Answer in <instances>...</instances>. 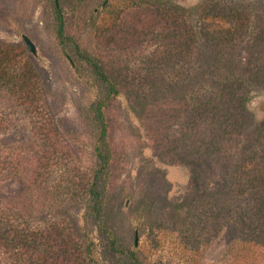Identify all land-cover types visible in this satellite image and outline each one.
I'll use <instances>...</instances> for the list:
<instances>
[{"label": "rangeland", "instance_id": "obj_1", "mask_svg": "<svg viewBox=\"0 0 264 264\" xmlns=\"http://www.w3.org/2000/svg\"><path fill=\"white\" fill-rule=\"evenodd\" d=\"M177 1L180 5L192 6L199 0ZM127 2L58 0L65 19L66 35L92 57L113 56V63L120 70L123 68L121 78L135 81L146 74L145 70H152L153 75L170 81L173 88L175 85L187 87L186 82L192 83L193 80L185 78L179 71L178 66L183 61H179L174 70L164 66V70L153 71L159 59L151 56V52L156 47L162 51L168 45L165 35H153L150 38L156 39L152 43L149 42L151 39L145 42L146 37H134V32L131 37H125V29H135L131 23L133 20L126 22V19L120 20L122 26L117 23L112 28L110 19L120 14L119 10L128 5ZM104 3H109L110 7L105 8ZM245 3L255 11L264 9V0H246ZM52 15L51 0H0V42L19 49L21 58L32 65L27 77L35 93L32 98L20 99L21 94L17 96L15 89L10 93L0 91V160L6 166L0 178V203L4 207L8 199L17 197L23 187L18 179L20 172L16 161L29 159L35 166L33 159L38 147L46 140L33 135L37 126L48 130L47 141L61 148V160L73 166L80 177L84 173L85 180L89 181L97 168L92 151L94 131L88 121L87 108L100 91L92 87L88 72L75 70L69 64L71 60L67 57L73 59L72 52L68 49L62 51L56 43ZM106 22L110 31L101 28ZM21 36L30 40L34 55L27 50ZM124 38L132 41L128 49L121 46ZM240 39L242 42H234L237 50L229 57L231 67L242 74L256 56L258 47L254 46L250 51L246 35ZM157 54L164 53L157 51ZM263 62L261 70H264ZM190 63L199 69L206 64L217 65L215 60L210 61L201 52L197 57L193 55ZM216 88V81L198 80L186 88L184 99L187 102L210 100ZM251 90L247 108L252 120L257 121L264 117V86ZM130 102L119 94L107 109L111 164L99 186L105 231L102 232L89 216L83 215L84 196H75L69 201L71 203L56 212H35L33 216L27 213L22 221L30 226L37 221L46 224L58 221L70 231L78 249L83 245L79 239V229H83L92 244L93 264H264V250L260 247L254 254L245 252V255L243 248L237 259L231 255L235 242L239 243L238 236L232 231L236 222L233 217L226 219V224L220 227L213 224L215 210L211 206V197L215 190H227L228 180L233 178L232 169L242 164L238 158L242 157L239 153L245 148L240 152L239 148L245 142L240 146L233 145L228 155L192 160L193 155L183 156L179 149V140H184L180 138L184 137L186 129L181 112L173 113L175 99L172 101L164 96L156 110L151 107L153 120L158 112L172 111L173 116L164 128L154 121L148 126L142 120L144 117L138 118L129 109ZM188 164L190 168L186 167ZM48 172L42 179L47 192L60 177L56 171ZM36 195V209L43 202L50 204L54 199L49 195L48 198ZM229 204L237 205L238 200ZM61 213H64L63 217H59ZM260 239L263 241L264 237ZM111 240L120 253L110 250Z\"/></svg>", "mask_w": 264, "mask_h": 264}, {"label": "trees", "instance_id": "obj_2", "mask_svg": "<svg viewBox=\"0 0 264 264\" xmlns=\"http://www.w3.org/2000/svg\"><path fill=\"white\" fill-rule=\"evenodd\" d=\"M245 1L199 0L195 5L188 6L180 5L176 0H128L126 4H129L119 10L120 14L110 19L112 28L117 23L120 24V20H133L131 23L133 22L135 29H125V37L134 32V37H146L145 42L151 39L149 42L152 43L156 39L150 38L153 35L166 36L168 45L162 51L156 47V50L151 52V56L159 59L153 71L164 70V66L174 70L179 61H183L178 66L179 71L185 78L193 80L192 83L186 82L187 87L195 85L198 80L207 83L216 81L217 88L210 100L187 102L184 99L187 87L175 85L173 88L170 81L153 75L152 70H145L146 74L141 79L131 81L121 78L120 72L123 68L120 70L113 63V56L103 59L85 53L66 35L65 19L58 0H51L52 31L56 43L62 51L68 49L72 52L73 59L67 57L71 60L69 64L75 70L88 72L92 87L100 91L87 108L88 121L94 131L92 151L97 168L89 181L85 180L84 173L80 177L73 166L61 160V148L56 143L47 141L48 130L37 126L33 135L44 137L46 140L38 147L33 159L35 166L29 159L20 158V161H16L22 190L17 197L8 199L11 203H5L6 207L0 203V264H93L92 244L83 229H79V239L83 245L78 249L72 241V234L68 229L66 231L60 222L50 221L46 224L37 221L30 226L22 221V218L27 216V213L33 216L35 212H56L71 203L69 201L75 196H84L83 215L89 216L102 232L105 231L101 214L102 190L99 186L111 164L107 109L119 94L131 101L129 109L138 118L144 117L142 120L148 126L154 121L164 128L173 113L180 111L186 133L180 138L184 140H179V149L183 156L193 155L192 160L228 155V150L233 145L236 147L245 142V145L239 148V152L245 148L239 153L242 157L238 158L242 164L232 169L234 179L228 180L226 191L215 190L211 197V206L215 210L213 224L220 227L231 217L236 221L232 231L238 236L239 243L235 242L234 248L231 249L234 259L239 257L243 248V255L245 252L254 254L258 247L264 250V240L260 239L264 237V117L257 121L252 120L247 108L251 100V89L264 86V70L260 68L264 61V9L255 11ZM104 5L105 8L110 7L109 3ZM108 22L101 28L110 31L107 30ZM245 35L249 50L252 51L254 46H257L258 50L254 59L249 61V66L240 74L237 69L231 67L229 56L230 53L234 55L237 50L234 46H237L236 43L241 41L240 37ZM192 36L193 38H190ZM130 40L124 38L122 48H130ZM157 51L164 54L158 55ZM199 52L210 61L215 60L217 65L214 62L213 66L206 64L200 69L198 66L194 67L190 59L193 55L197 57ZM220 59H223L221 63ZM18 65H21V68ZM31 68L32 65L21 58L19 49L0 42V91L10 93L15 89L16 95L21 94L20 99L29 96L32 98L35 93L27 77ZM164 96L172 101L175 99L174 111L158 112L156 120H153L154 112L151 107L156 110ZM5 167V163L0 160V178L3 177ZM186 167L190 168L189 164ZM50 170L58 172L60 177L55 186L52 185L47 192L42 179ZM191 176L189 175V178H192ZM227 176L229 177V174ZM35 189H38V192ZM34 194L39 198H48L49 195L54 199H51L50 204L45 205L43 202L36 209ZM236 200L240 205L229 204ZM63 215L64 213H61L59 217ZM76 250L79 251L74 252ZM110 250L120 253L112 240ZM128 254L132 257V254Z\"/></svg>", "mask_w": 264, "mask_h": 264}, {"label": "water", "instance_id": "obj_3", "mask_svg": "<svg viewBox=\"0 0 264 264\" xmlns=\"http://www.w3.org/2000/svg\"><path fill=\"white\" fill-rule=\"evenodd\" d=\"M21 39L24 45L26 46L27 50L30 52V54L34 55L35 54L34 47L30 42V40L26 36H21Z\"/></svg>", "mask_w": 264, "mask_h": 264}]
</instances>
